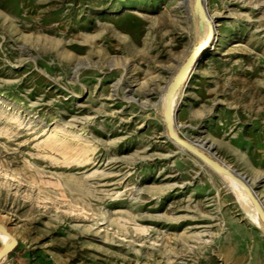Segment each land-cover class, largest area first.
Here are the masks:
<instances>
[{
  "label": "rangeland",
  "instance_id": "1",
  "mask_svg": "<svg viewBox=\"0 0 264 264\" xmlns=\"http://www.w3.org/2000/svg\"><path fill=\"white\" fill-rule=\"evenodd\" d=\"M180 1L0 0L2 264H264L227 181L164 133L163 87L201 22ZM207 8L219 38L179 136L261 176L264 205V0Z\"/></svg>",
  "mask_w": 264,
  "mask_h": 264
},
{
  "label": "bare ground",
  "instance_id": "2",
  "mask_svg": "<svg viewBox=\"0 0 264 264\" xmlns=\"http://www.w3.org/2000/svg\"><path fill=\"white\" fill-rule=\"evenodd\" d=\"M203 2L205 4L206 16L210 20L211 25H212V32H211L210 36L208 37L206 45L203 44V40L207 34V23H206V20L204 18H200L198 16L197 11L195 10V0H181L179 2L180 6L181 5L184 6V10H185L184 11L185 12L184 17L187 18L189 16H192V18L194 20H197L199 18V19H201L200 20L201 22H199L200 24L196 26V30H197V33L199 36L197 42L189 45L186 53L183 54V59L177 63L176 69L170 71L169 77L167 78V81L165 82V85L163 87V91H162V95H161V101H160L159 106H160V109L162 111L161 116H162V118L164 120V124H165L164 125V127H165L164 133H165V136L172 143H174L179 149L187 152L188 154L192 155L194 158L199 159L202 163L210 166L216 173H218L221 176V178L225 179L227 181V184H229L230 187L232 188V190L234 191L236 197L242 202V207L245 210V212L247 214L252 215L254 223H256L257 226L260 228V230L264 233V223L261 220V218L259 217V215L257 214L256 209L254 208L253 204L251 203V201H250L247 193L245 192L244 188L242 187V185H240L237 181H235L234 179L229 177L227 175V173L222 171L220 168L216 167L215 165L208 164L204 159L199 158L195 153L186 149L184 146L179 144L174 138L170 137L166 131V116L164 113V106H165V103L167 101V88H168V85H169L175 71L183 62L188 51H195L194 55L192 56V59L190 60V63H189V66H188L186 72L183 73V75L180 78V85L178 86V88L173 93L171 103H170V116H171L172 121H173L174 132L178 137H180L179 132H178V125L179 124L177 122L178 116H177V113L175 112V107H177V105L179 104L180 95L186 89V87L190 81L192 72L196 69L197 65H199V63L203 59V52L208 48V46H210L211 44L216 42L219 38V34L217 31V19L209 13L208 8H207V0H203ZM183 139H185L186 141H189L190 143L195 145L198 149L205 152L210 157L215 158L216 161H218L221 165L225 166L230 171H234V172L240 174L241 176H244L248 186L255 193V195L257 196L258 200L260 201V203L264 209V205L262 204V201H261V199L258 195L257 189H256L259 186V184L254 185V186L251 184V182H256L261 176L251 178L246 173H243V172L237 170L236 168L232 167L229 163L222 160L219 156H217V154L214 150V143L213 142H208V140H206V139H202V140L188 139V138H183ZM0 223L2 225H4L8 231H10V229L7 225L2 223L1 221H0ZM6 240H8L9 243L11 242V239L9 237H7L0 229V242L6 241ZM4 259H5V257L1 259L0 264L3 263Z\"/></svg>",
  "mask_w": 264,
  "mask_h": 264
},
{
  "label": "water",
  "instance_id": "3",
  "mask_svg": "<svg viewBox=\"0 0 264 264\" xmlns=\"http://www.w3.org/2000/svg\"><path fill=\"white\" fill-rule=\"evenodd\" d=\"M195 10L197 11L198 16L200 18H204L206 20V23H207V34L203 40V44L206 45L208 37L210 36V34L212 32V25H211L210 20L206 16L205 4H204L203 0H195ZM194 53H195V51H188L183 62L175 71V73H174V75H173V77H172V79L168 85L167 101H166L165 106H164V113L166 116V131L170 137L174 138L179 144L184 146L186 149L195 153L199 158L204 159L208 164L215 165L216 167L220 168L222 171L227 173V175L229 177H231L232 179L237 181L240 185H242V187L244 188L245 192L247 193L251 203L253 204L254 208L256 209L257 214L259 215V217L261 218V220L264 223V209H263L260 201L258 200L257 196L255 195V193L248 186V184L245 180V177L241 176L240 174H238L234 171H230L225 166L221 165L218 161H216L213 157H210L209 155H207L205 152L198 149L195 145H193L189 141H186L185 139L178 137L174 132L173 121H172V118L170 116V103H171L172 95L175 92V90L178 88V86L180 85V78L183 75V73L186 72V70L189 66L190 60L192 59V56L194 55ZM0 229L7 237H9L11 239V242L9 244L2 245L0 247V261H1V259L6 257L11 252V250L14 248V246L17 244V239L1 223H0Z\"/></svg>",
  "mask_w": 264,
  "mask_h": 264
}]
</instances>
